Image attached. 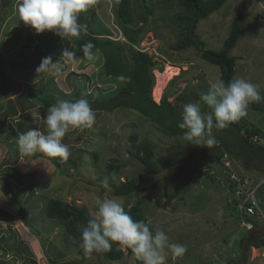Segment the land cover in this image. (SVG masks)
Segmentation results:
<instances>
[{"label": "rangeland", "instance_id": "rangeland-1", "mask_svg": "<svg viewBox=\"0 0 264 264\" xmlns=\"http://www.w3.org/2000/svg\"><path fill=\"white\" fill-rule=\"evenodd\" d=\"M96 2V11L88 6L87 11L80 14L79 21H90V15L93 14L88 29L105 28L98 21L97 13L102 12L99 6L103 3L109 15L106 25L111 34L108 40L121 47L123 60L132 68L128 42L114 24L111 12L115 0ZM146 2L152 10L150 15L143 9L140 0H131L132 17L137 23L135 28L140 30V40L134 48L147 54L157 64L149 69L153 81L150 98L153 101L154 71L164 73L174 70L172 79L154 101L158 104L166 98L172 108L168 111L170 120L162 122L160 127L133 109L122 107L104 110L97 106L93 110L95 121L92 127L71 129L63 137V142L70 148V155L67 159L55 157L59 162L57 173L52 169L49 175L40 177L41 174L34 169L31 160L20 161V170L24 172L20 178L24 179L23 183H16L13 187L0 185V199L4 201L0 200V206L2 213H5L0 215V264H52L51 260L57 264H140L132 254L127 253H124L121 260L114 262L106 260L99 252L88 254L83 259L78 251L82 249L81 231L86 226L76 224L69 229L66 223L49 219L45 212L46 203L57 200L72 208H83L92 220L97 208L96 200L115 197L113 188L131 179L138 180V188L133 195L118 198L124 209L136 201H142L141 211L147 222L153 228H163L170 244L187 246L186 253L180 257L172 256L170 250L166 249L164 264H226L229 260H235L238 264H264V247L257 249L247 247L246 244L238 247L242 237L248 243L262 236L264 226L260 219L251 221L238 211V204L242 200L234 196L235 189L230 179L231 176L238 179L247 177L253 184H257L264 177V167L248 169L241 159L216 147L202 151L194 160H187L190 154L206 145L189 144L183 134H165L164 131L179 129L184 105L198 101L200 95L207 92L210 83L219 80L220 70L216 65L202 60L193 47L181 51L171 49L182 38V26L177 20L183 12L181 8L163 3L162 0ZM237 13L241 14L240 37L229 54L235 59V77L258 85L264 97V0H226L220 9L199 20L196 35L206 49L218 51L228 37L233 17ZM81 62L80 58L75 59L70 68L75 72V82L81 84L82 93L83 90L88 92V100L96 97L107 100L120 89V85L123 86L119 77L106 76L101 65H86L83 69ZM122 75L124 78L131 77L126 73ZM181 96L184 101L178 100ZM254 105L257 108L253 109L250 104L247 114L236 122L240 128L259 129L261 146L264 138V101ZM202 111L207 113L210 109L204 106ZM154 117L159 120V116ZM229 126L220 132L215 129L213 134L218 132L219 136L222 133L226 135L225 132L231 129ZM45 131L46 128L42 130ZM232 131L230 135L234 137ZM132 137L137 139L135 143L131 141ZM145 143L150 144L154 153V173L149 175L130 154L135 152L136 145ZM234 147L239 150L242 145L235 144ZM221 153H224L223 159L229 161L227 169L214 159ZM171 158H179L181 161L169 163ZM205 161L208 162L209 175L214 181L195 171ZM109 163L120 166L119 171H110L107 168ZM11 175L16 178L15 174ZM181 184L186 185L182 194L167 201L166 196ZM12 188L17 192V197L21 198L20 201L17 198L13 200ZM260 188L263 191L259 189L256 197L264 212V182ZM20 202L29 214L25 223L17 215L16 206ZM118 249L124 250L122 247Z\"/></svg>", "mask_w": 264, "mask_h": 264}, {"label": "clouds", "instance_id": "clouds-1", "mask_svg": "<svg viewBox=\"0 0 264 264\" xmlns=\"http://www.w3.org/2000/svg\"><path fill=\"white\" fill-rule=\"evenodd\" d=\"M90 3L91 0H20L18 16L20 22L30 26L37 35L50 32L61 40H68L87 33L88 26L80 23L79 17L87 11ZM80 51L82 56L76 57L70 48H64L62 56L93 61L101 55L91 41L81 45ZM35 71L37 74L54 71L58 75L60 68L48 56L42 58ZM258 89V85L244 78L227 84L223 80L211 82L198 101L183 107L178 128L184 130V139L196 146L214 145V128L228 127L247 114L250 104L264 101ZM204 106L210 111L203 112ZM31 118L41 120L46 131L32 128L19 134L18 152L22 156L40 152L48 157L67 159L70 148L63 142V137L71 129L92 127L95 113L85 98L75 101L59 99L43 114L33 110ZM96 205L94 218L81 231L80 246L85 253L107 251L113 242L129 249L141 264H164L166 249L174 257L186 253V245L168 242L169 237L163 228H153L150 222L134 220L118 198L97 199Z\"/></svg>", "mask_w": 264, "mask_h": 264}, {"label": "trees", "instance_id": "trees-1", "mask_svg": "<svg viewBox=\"0 0 264 264\" xmlns=\"http://www.w3.org/2000/svg\"><path fill=\"white\" fill-rule=\"evenodd\" d=\"M163 3H170L171 5H176L182 9V14L177 17L178 22L181 24V36L182 38L171 47L174 51H181L187 48L193 47L199 52L200 58L208 63L216 65L220 70V78L219 80H223L225 84L228 82L237 79L235 77V59L231 57L229 54L231 50L236 46L237 41L240 37V25H241V14L237 13L232 20L231 29L228 34V37L223 42L222 47L218 51L206 49L204 43L198 38L196 35L197 24L199 20L204 19L211 15L213 12L220 9L226 0H162ZM141 6L146 11L147 14H151L152 10L149 8L146 0H140ZM111 12L114 17V24L118 27V29L122 32L124 38H126L128 45V53L131 56L132 60V68L127 66L126 61L123 60L124 54L122 52L121 47L108 40V39H97L92 37H84V40H77V48L81 49V45L91 41L96 48L100 50V53L103 57V73L106 76H115L121 79L120 89L116 90L115 94L110 95L107 100H99L96 97L94 100H88L86 94L88 93L86 90H82L79 88L76 92V96L73 101L78 100L80 98H85L89 101L93 110H96V107H103L104 110H114L116 108H128L133 109L139 112L142 117L146 119L150 118L154 124H158L160 127L162 126V122L167 123L170 116L168 111H171V104L166 101V98H163L160 103H155L150 98V90L153 84L152 78L149 75V69L154 68L157 64L151 60L145 53H140L135 50V46L139 43L138 36L140 35V30L135 28L137 25L134 22L132 13H131V0H115L112 5ZM134 26V28H131ZM140 37V36H139ZM96 49H93L95 51ZM123 54V57H122ZM125 59V58H124ZM122 73L130 74V78H124ZM162 73V72H161ZM123 77V79H122ZM78 86H81L79 83ZM81 94H84L82 96ZM99 96H102L99 94ZM136 100V103L134 100ZM179 101H184V97H179ZM263 102V101H262ZM253 109L257 108L254 103L251 104ZM95 108V109H94ZM100 110V109H99ZM159 116V120L156 117ZM170 120V119H169ZM159 121V122H158ZM161 123V124H160ZM163 123V124H164ZM166 125V124H165ZM231 129L228 132L221 134V136L217 134L214 135L216 143L212 146H204L203 148L193 152L187 158V160L196 159L202 151H208L209 149L216 147L218 149H223L226 154H232L235 157L241 159L242 163L249 169L252 168L249 166L245 159H251L253 162H262L264 166V145H257L249 139L252 135H257L261 137V132L258 129H247L246 127H241L235 121L230 124ZM215 130V128L213 129ZM234 134V137L230 135L231 131ZM184 130L175 129L164 131L167 135H180L183 134ZM221 129H219V132ZM223 131V130H222ZM236 131V132H235ZM218 136V137H217ZM221 138V140L219 139ZM229 138V139H228ZM264 139V138H263ZM220 140V141H219ZM131 141L135 143L137 139L135 137L131 138ZM218 144V145H217ZM235 144H241L243 149L239 148V150L235 149ZM229 146H232L233 149H230ZM133 158H135L139 164H141L144 168V171L147 175L154 173L152 170L153 166V149L150 144H139L135 146V152L130 153ZM224 153H221L214 157L217 162H220ZM231 155V156H232ZM181 161L179 158H171L169 159V163H178ZM57 163H55L56 165ZM208 162H203L199 164L195 171L199 175H205L211 181H214L213 177L209 175L203 169L210 168ZM107 168L116 173L119 171L120 166H114L109 163ZM157 173V171H156ZM186 185L181 184L178 189H176L172 194L166 196L167 201H172L179 194L181 195L184 191ZM138 188V180L131 179L130 181H126L120 183L118 186L113 188V195L117 198H125L134 194L135 190ZM263 188L261 189V191ZM13 200L18 199L20 201L21 198H18L16 195H13ZM141 203L142 201H136L131 207L125 208L124 210L136 221H145L146 218L143 216L141 211ZM16 205V204H15ZM17 215L19 220L24 223L28 218L27 209L22 206L21 202L16 206ZM46 216L49 219L58 220L60 222L66 223L68 228L76 224H83L87 226L90 218L87 217V214L83 208H72L70 206L64 205L60 201L57 200H49L46 203L45 207ZM247 247H254L257 249L264 247V233L262 236H258L254 241L248 242L245 237L240 238L238 242V247H243L244 245ZM121 247L119 244L113 242L112 247L103 252H99L106 260L108 261H119L122 259L124 253L131 255V251L129 249L121 250L118 249ZM82 258L85 259L88 254L85 253L83 249L78 251ZM244 261V259H243ZM141 264V262L139 261ZM226 264H238L235 260H229Z\"/></svg>", "mask_w": 264, "mask_h": 264}, {"label": "crops", "instance_id": "crops-1", "mask_svg": "<svg viewBox=\"0 0 264 264\" xmlns=\"http://www.w3.org/2000/svg\"><path fill=\"white\" fill-rule=\"evenodd\" d=\"M94 1L97 0H91L89 8L96 11ZM19 3L20 0H0V185H9L10 187L15 186L16 183H23L24 179L20 178L24 172L20 170V161L29 162L31 160L30 163L33 162L34 169L41 174L40 177L49 175L52 169L57 173L59 162L55 158L40 152L31 155V157L22 156L18 152L17 140L19 134L32 128H37L41 132L46 128L41 120L31 118L33 110L43 114L59 99L73 101L76 92L79 88L81 89L74 80L75 72L71 70V64L75 59L62 56V50L64 48L73 49L76 57H81L82 53L77 48V40H84V37L108 39L111 34L106 25L109 15L104 9L103 3L99 6L102 12L97 13L98 21L105 28L101 30H97V27L88 29L87 33L81 34L79 39L69 38L68 40H61L60 37L50 32L37 35L30 26L20 22ZM92 18L93 14L90 15V21L86 19L79 22L88 26V22L90 24ZM48 56H51L53 63H57V67L60 68L58 75L54 71L36 73L35 70L42 58ZM99 57L101 58L93 61L80 58L82 68L85 69L86 65L92 67L95 65L102 66L101 69H103L104 60L102 55ZM61 81L64 86L61 85ZM55 163L57 164L55 165ZM52 173L54 176L53 171ZM11 174H15L16 178H13ZM11 190L14 193L13 197L17 192L13 188ZM2 210L0 206V215H5ZM1 227L2 225H0ZM51 262L57 264L53 260Z\"/></svg>", "mask_w": 264, "mask_h": 264}, {"label": "built area", "instance_id": "built-area-1", "mask_svg": "<svg viewBox=\"0 0 264 264\" xmlns=\"http://www.w3.org/2000/svg\"><path fill=\"white\" fill-rule=\"evenodd\" d=\"M260 136L257 135H252L249 137V139L251 140V142L259 145V141ZM262 145H264V139H262ZM218 145V144H217ZM227 158L222 157V159L220 160V163L224 168L227 169V167H229V161L225 160ZM210 168H205L203 169L204 172H208L210 173ZM231 181H233V185H234V196H236V198H239L242 200L241 204H238L240 213L244 214L245 216H247L251 221H253V219L256 220H261L263 226H264V212L262 211L261 207L259 206V199L256 197V193L260 188V186L262 185V183L264 182V177L263 179L257 183V184H253L250 180V178L248 179L247 177L244 178H236L235 176H231ZM263 191V190H262ZM248 225H251L250 223Z\"/></svg>", "mask_w": 264, "mask_h": 264}, {"label": "bare ground", "instance_id": "bare-ground-1", "mask_svg": "<svg viewBox=\"0 0 264 264\" xmlns=\"http://www.w3.org/2000/svg\"><path fill=\"white\" fill-rule=\"evenodd\" d=\"M174 74H175L174 70H169L164 73H159L157 71H154L155 81L152 89L153 99L157 100L159 98L163 89L165 88L167 83L172 79Z\"/></svg>", "mask_w": 264, "mask_h": 264}, {"label": "water", "instance_id": "water-1", "mask_svg": "<svg viewBox=\"0 0 264 264\" xmlns=\"http://www.w3.org/2000/svg\"><path fill=\"white\" fill-rule=\"evenodd\" d=\"M245 162H246L249 166H251V167H253V168H255V169H262V168H263V164H262V162H260V161H258V162H253L251 159H245Z\"/></svg>", "mask_w": 264, "mask_h": 264}]
</instances>
